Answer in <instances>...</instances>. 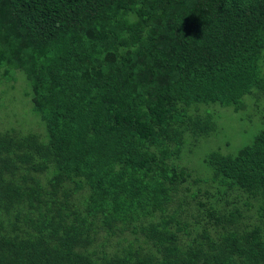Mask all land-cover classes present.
Here are the masks:
<instances>
[{
  "label": "trees",
  "instance_id": "1",
  "mask_svg": "<svg viewBox=\"0 0 264 264\" xmlns=\"http://www.w3.org/2000/svg\"><path fill=\"white\" fill-rule=\"evenodd\" d=\"M15 70L46 135L0 130V264H264V128L180 162L264 96V0H0Z\"/></svg>",
  "mask_w": 264,
  "mask_h": 264
},
{
  "label": "rangeland",
  "instance_id": "2",
  "mask_svg": "<svg viewBox=\"0 0 264 264\" xmlns=\"http://www.w3.org/2000/svg\"><path fill=\"white\" fill-rule=\"evenodd\" d=\"M14 73L16 79L13 83L0 82V130L15 129L21 133L34 132L45 137L46 125L27 96L29 81L22 70H15ZM246 100L248 107L239 112L233 107H224L221 112L217 111L214 128L206 134L198 133V140L189 136L180 162L194 175L208 176L210 169L205 159L212 151L236 154L244 146L251 144L254 137L262 131L264 96H246ZM180 192L186 193L182 186ZM203 198L204 195L201 194L197 201Z\"/></svg>",
  "mask_w": 264,
  "mask_h": 264
}]
</instances>
